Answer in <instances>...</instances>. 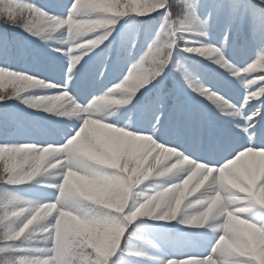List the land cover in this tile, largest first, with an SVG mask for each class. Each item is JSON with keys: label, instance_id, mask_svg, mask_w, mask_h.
<instances>
[{"label": "clouds", "instance_id": "obj_1", "mask_svg": "<svg viewBox=\"0 0 264 264\" xmlns=\"http://www.w3.org/2000/svg\"><path fill=\"white\" fill-rule=\"evenodd\" d=\"M230 5L65 0L56 12L0 0V23L39 46L21 67L3 54L0 102L43 122V142L2 145L0 160L10 181L55 193L41 201L0 190V243L25 250L13 258L0 249V264H110L122 242L129 256L155 264H264V220L251 214L264 209V142L254 139L264 119V34L253 35L251 59L238 56L237 23L227 14L222 29L215 22ZM177 86L230 130L206 134L198 108L189 126ZM236 133L248 143L233 145ZM144 218L206 229L213 254L174 262L166 242L133 227Z\"/></svg>", "mask_w": 264, "mask_h": 264}, {"label": "rangeland", "instance_id": "obj_2", "mask_svg": "<svg viewBox=\"0 0 264 264\" xmlns=\"http://www.w3.org/2000/svg\"><path fill=\"white\" fill-rule=\"evenodd\" d=\"M65 0H58V4L64 3ZM209 0H202V3L205 4V7H207ZM63 9H59L56 12H60ZM219 11L216 13V16L218 15ZM203 14V13H202ZM237 24V28H238ZM236 28V29H237ZM234 46L236 45L235 41L233 40ZM255 43L253 42L252 48H251V55L244 56L246 58L251 59L255 52ZM238 54V53H237ZM223 85L229 90L232 97L236 98L237 100L241 96V91L239 88L234 87L231 85L230 82ZM173 96H176L173 92ZM195 97V96H193ZM195 102H192L197 105L195 107L193 104H190V102L186 101L185 107L183 109V112L187 114V120L186 123L191 126V122L194 121L197 118V113L193 111L194 108L200 109L201 102L204 103L207 108L209 109V119L204 117L203 111L199 110V113H202L203 119H204V131L205 133H211L214 129V127L218 126L223 129H229L230 125L227 122H219L217 121L215 113L211 111V109L208 107L207 103L204 101L199 100L198 98H194ZM189 103V104H188ZM17 107H19L22 114L26 119L18 125L16 128V132L13 133L10 138L12 140L11 144L16 143H25V142H37L41 143L43 142L40 139V134L36 131L37 124L36 122L43 123L41 120V116L34 114L30 112V110H26L22 105L17 104ZM168 107L171 111H176V107L173 100L168 101ZM202 109V107H201ZM204 110V109H203ZM44 127L49 131L53 132L57 138H58V132L55 129H52L48 127L47 125H44ZM257 137H254L255 142L257 144H260L264 142V119H261L260 127L257 129ZM31 136V138H29ZM0 143H4L0 141ZM248 141L245 137L240 135L239 133L234 134L232 139L233 145L238 144H247ZM40 179V178H38ZM54 191L52 189L47 188L44 184L36 183L35 185L31 186V189L27 190V193L25 197H29L36 200H50L54 198ZM255 220H264V209L255 208L252 210L251 213ZM176 221L173 222H166V221H159V220H150L147 218H144L141 221H138L135 226H138V230L147 235L149 238L156 240V241H164L166 242L169 247L167 251L169 252L170 256H179V255H185L188 253H194L197 255L207 254L208 251H210L214 241L215 237L209 233L206 229H198V228H192L185 225H181L184 227V230L188 231V234L191 241L189 242L185 238H181V243L179 245H176L175 248H172L170 245V241H168L167 237V230L165 227H173ZM127 260H134L135 264H155L154 261H150L146 258H139V257H131L126 252H119L112 258V261L110 264H125V261Z\"/></svg>", "mask_w": 264, "mask_h": 264}, {"label": "trees", "instance_id": "obj_3", "mask_svg": "<svg viewBox=\"0 0 264 264\" xmlns=\"http://www.w3.org/2000/svg\"><path fill=\"white\" fill-rule=\"evenodd\" d=\"M26 2H29V0H26ZM32 3H39V4H50L54 5L51 0H34ZM248 4L257 5L259 6V0H247ZM56 8V4H55ZM230 17L229 9H220L219 14L216 17V26L217 29H222L223 23L225 21V16ZM243 24L238 29V34L236 36V43H238V53L240 55H249L250 49H251V42L253 35H260L264 34V16H254L249 18L248 16H244ZM260 23L263 24V26L260 27ZM260 24V25H259ZM26 35V33L22 32L18 28H11L7 25H4L3 23H0V61L3 60V54L5 52L10 53V62L13 64V66L22 65L26 60H30L33 58V55L31 54L32 49L28 46L27 42L23 40L21 35ZM31 39V38H30ZM32 40V39H31ZM33 41V40H32ZM35 42V41H34ZM27 52V56L24 55V52ZM12 102V101H9ZM16 104L15 102H12ZM2 102H0V133H3V135H7L9 132L8 130H15L17 123L19 119L16 117V115L11 111L9 108H5L2 106ZM27 184H31L27 183ZM25 184V185H27ZM13 193L19 196H25L26 195V189L24 185L18 186V187H12L10 189ZM138 222V221H137ZM136 222V223H137ZM177 225L179 223L177 222ZM133 227H136L135 225ZM179 236L178 233L170 232V241L172 244L175 243V239H177Z\"/></svg>", "mask_w": 264, "mask_h": 264}, {"label": "snow or ice", "instance_id": "obj_4", "mask_svg": "<svg viewBox=\"0 0 264 264\" xmlns=\"http://www.w3.org/2000/svg\"><path fill=\"white\" fill-rule=\"evenodd\" d=\"M13 3H14V5L22 7L23 5L30 3V2H26V0H13ZM229 13H230V17L234 23H238L244 16H248L249 18L257 16V15L264 16V2H261V0H259V6H257V5L248 4L247 0H231ZM2 145H5V144H0V146H2ZM234 154H235L234 151H229V153H228L229 156L234 155ZM225 158H227V157H225ZM7 166H8L7 161L0 160V174H3V176H4V179L2 181H0V190H2L4 193H6L9 196H13L16 194L13 193L12 191H10V189L12 187L22 186V185H25L27 183L20 184V183H14V182L10 181L9 180V174L6 171ZM18 244H19V241L6 240V241L0 243V249H4V252H3L4 255H9L13 258H17V257L23 256L25 254V250L16 247V245H18ZM211 249H212V247H211ZM211 249H210V251L207 252L206 255L205 254L197 255L194 253H188L185 255L173 256V259H174V262L175 261H186L190 257L191 258H198V259L202 260L204 257L213 254ZM118 251L124 252V243L123 242L121 243L120 248H118L115 251V254L112 256V258L118 253ZM139 258H143V257H139ZM111 261H112V259H111Z\"/></svg>", "mask_w": 264, "mask_h": 264}]
</instances>
